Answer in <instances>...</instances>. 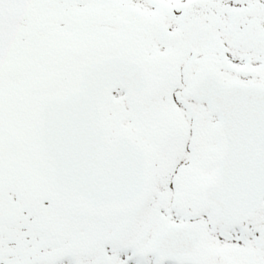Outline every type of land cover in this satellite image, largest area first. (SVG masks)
Segmentation results:
<instances>
[{
  "label": "snow or ice",
  "instance_id": "1",
  "mask_svg": "<svg viewBox=\"0 0 264 264\" xmlns=\"http://www.w3.org/2000/svg\"><path fill=\"white\" fill-rule=\"evenodd\" d=\"M0 264H264V0H0Z\"/></svg>",
  "mask_w": 264,
  "mask_h": 264
}]
</instances>
